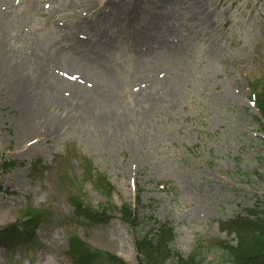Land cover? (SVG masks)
Listing matches in <instances>:
<instances>
[{
	"label": "rangeland",
	"instance_id": "374dc122",
	"mask_svg": "<svg viewBox=\"0 0 264 264\" xmlns=\"http://www.w3.org/2000/svg\"><path fill=\"white\" fill-rule=\"evenodd\" d=\"M131 2L136 13L115 26L113 10ZM94 6L0 0V264H77L74 236L137 264L121 212L138 194L175 227V250L190 255L198 239L213 246L208 264H233L224 249L237 237L223 222L253 209L264 218V118L252 87L264 93V0ZM171 31L179 44L167 58L157 43ZM74 39L104 46L112 77ZM114 93L120 102L107 109Z\"/></svg>",
	"mask_w": 264,
	"mask_h": 264
},
{
	"label": "trees",
	"instance_id": "16d2710c",
	"mask_svg": "<svg viewBox=\"0 0 264 264\" xmlns=\"http://www.w3.org/2000/svg\"><path fill=\"white\" fill-rule=\"evenodd\" d=\"M254 85L255 83L252 84L253 91H255L254 104L264 118V93L259 94L256 91L258 86ZM140 199L141 194H138L136 206L127 204L125 210L122 208L121 212L136 240L137 264H208L207 256L213 246H208L205 242L202 243L197 239L190 255L175 250L172 245L177 236L172 223L156 219L152 215L153 206L143 205ZM246 211L245 218L237 217L232 221L223 222L221 225L223 232L237 237L238 244L229 247L230 250L224 249L226 250L225 255H230L233 264L242 260L245 262L249 260L248 264H264V218L259 216L254 209ZM72 240L70 255L77 264H92L95 260H103L105 256H108L109 263L107 262V264H125L117 256L112 257L108 252L104 253L93 249L76 236ZM4 241V239H0L1 243ZM245 251L249 252L244 254Z\"/></svg>",
	"mask_w": 264,
	"mask_h": 264
},
{
	"label": "bare ground",
	"instance_id": "6f19581e",
	"mask_svg": "<svg viewBox=\"0 0 264 264\" xmlns=\"http://www.w3.org/2000/svg\"><path fill=\"white\" fill-rule=\"evenodd\" d=\"M97 1H99V0H90V5L94 6V4ZM95 7H98V4H96V6H94V8ZM94 8H92V9H94ZM102 8H104V7H102ZM102 8H99V9L95 10L90 15L91 16H94L97 13L99 15L100 13H102V11H101ZM113 11H114L113 12V16L115 18L113 21L115 23V26L116 25H120L123 22L122 20L124 19V16L127 17L132 12H135L136 13V11H137V4L135 2H131L128 5H126L125 7H119L118 10L117 9L116 10L114 9ZM130 21H134V20L133 19H130ZM165 22L166 21H162V25H160V26L164 27L165 26V24H164ZM163 24H164V26H163ZM95 27L94 26H91V30L94 31L95 30ZM174 37H175V33L171 31L166 37H164V42H161V43L158 42L157 43L163 49H167L168 50V51H165V52L168 53L167 58H172V56H174L177 53V51L175 50V48L178 46L179 42L178 41H175L174 40ZM141 39H144L146 42H149L150 41V37H142ZM74 41H75V45L76 46H80L81 48H83L80 52H84L86 54L95 56L94 60H91V61H93L92 64L95 65V66H99L101 69H104L105 71H103V74H105V77L108 79V76H111V72L109 70L107 71V68H104L103 55H101L103 52L106 51L105 47L102 46V45H99V46L97 45L96 47H93V50L92 51H88V48L87 47H89V46H87V44H85L84 42L78 41V40L76 41L75 39H74ZM74 41H72V42H74ZM154 41L157 42L156 40H154ZM1 44H5L6 45V41L2 40L0 42V45ZM9 52L10 51H6L5 52V59L8 58ZM20 65H23V63H21V64L17 63L15 66L16 67H19ZM82 82H83V79L80 81V83H82ZM80 87H81V85H80ZM23 88H24V91L25 90L26 91L28 90L27 86H23ZM70 92L74 93L73 90L72 91L70 90ZM86 92H87V89H85L83 91L81 89V94H85ZM98 94H100V93L98 92ZM57 97L59 99H61L62 101L65 102L66 94L65 95H57ZM55 98H56V96H55ZM55 98H54V100H55ZM110 98L111 99H109L107 109H115L117 107V103L120 102L119 101V98L117 97V94L116 93H114L113 95H111ZM44 100H45V98L42 99V100H40V103L43 104L45 102ZM38 106H40V105L38 104L37 107ZM61 126H62V122H56V126L54 127V129L52 131L55 132Z\"/></svg>",
	"mask_w": 264,
	"mask_h": 264
}]
</instances>
